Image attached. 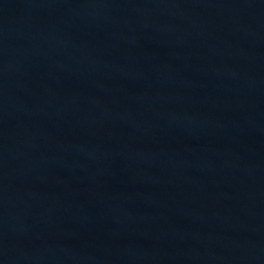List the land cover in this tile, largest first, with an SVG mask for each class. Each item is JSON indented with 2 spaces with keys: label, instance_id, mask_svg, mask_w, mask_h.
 Wrapping results in <instances>:
<instances>
[{
  "label": "water",
  "instance_id": "1",
  "mask_svg": "<svg viewBox=\"0 0 264 264\" xmlns=\"http://www.w3.org/2000/svg\"><path fill=\"white\" fill-rule=\"evenodd\" d=\"M0 264H264V15L0 0Z\"/></svg>",
  "mask_w": 264,
  "mask_h": 264
}]
</instances>
